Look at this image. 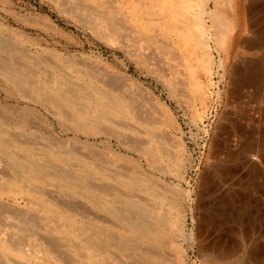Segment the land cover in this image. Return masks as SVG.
Masks as SVG:
<instances>
[{"label":"rangeland","instance_id":"obj_1","mask_svg":"<svg viewBox=\"0 0 264 264\" xmlns=\"http://www.w3.org/2000/svg\"><path fill=\"white\" fill-rule=\"evenodd\" d=\"M103 1L0 0V23L34 40H12L0 30V264H178L181 243L188 249L186 264H212L213 258L264 264V188L257 184L264 163L253 168L241 150L234 160L224 147L228 133L232 144L241 142L240 117L263 92L264 44L245 48L251 35L236 30L230 61L258 65V89L240 97L239 84L231 95L230 74L221 79L224 71L215 68L210 110L200 118L204 107L189 96L188 73L168 37L137 35L127 14L135 0ZM213 30V37L219 35L218 27ZM215 47L216 40L211 52L219 59ZM196 71L206 86V72ZM168 88L179 92L172 97ZM144 92L168 105L177 129L115 116L127 102L157 121ZM169 134L185 152L178 170L177 140ZM149 135L164 139L163 157L150 152ZM206 178L211 186L204 190ZM188 183L192 201L184 207L183 236L173 207L182 204ZM14 189L20 194L11 195ZM201 215L212 224L198 237ZM189 235L195 236L192 248Z\"/></svg>","mask_w":264,"mask_h":264},{"label":"bare ground","instance_id":"obj_2","mask_svg":"<svg viewBox=\"0 0 264 264\" xmlns=\"http://www.w3.org/2000/svg\"><path fill=\"white\" fill-rule=\"evenodd\" d=\"M134 3H135V5H133L132 8L130 9L131 12H129L130 10L127 11V14H129V16H130V17L129 16L128 17L131 19L130 21L132 22V25H133L132 27L135 28V32L137 33V35L140 34V35H144L145 37L147 36L148 39H150L152 36H154L155 32H158L160 35H164V36L168 37L169 43L171 44L170 46L172 47L174 52L177 51L176 53H174V52L173 53L176 54L175 55L176 58H177V54L180 56L181 61H182V65L186 69V70L185 69L184 70L187 71V73H188V77H189V80L191 82L190 83L191 89L190 90L188 89L190 91L189 92L190 93L189 96H191L192 98H195V97L198 98L201 101V103H202V105L204 107V110L202 111V113L199 114L200 118H202L205 115V112H206V114L209 113L208 111L210 110V108H209V99H210V96L212 94L211 89L213 88V83H211V75H212V71L215 68H217L218 70L222 69L224 71L223 72L224 74L222 75L221 79H224L226 77L225 74H228V73L230 74V76H231V79H230L231 80V87H229V88L231 90V95L235 94L238 91L239 84H240V91H239L240 92V97H243V95H245V94L247 95V93L252 92V91H254V93H256L255 91H257L256 89H258V87H256L255 84H254V83H256V80L254 79V76L255 77L258 76L257 78H259V75L262 72V71L259 70L258 65H252V66L248 65L247 66L246 64H241L240 63V65H234L233 66L232 65L233 63H231L230 59H231L232 48L235 45V37H236V32H237L236 30L237 29H240L241 32L244 33L245 35H251L249 39H245L242 42L243 44H245L244 45L245 48L246 47L249 48L250 46H254V45L261 46V45L264 44V0H225V6L222 4L223 3L222 0H135ZM141 3H143V7H141V9H140V7H138V6H141ZM107 4H109V3H107ZM123 4H125V3H123ZM212 4H214L213 9H212V6H211ZM122 8H123V5H122ZM106 13H107V11H106ZM25 16H23V17H25ZM20 19H21V17H20ZM141 19H145V21H141ZM209 22H211L213 24V26H208ZM6 24L0 23V30H1V32L5 33V35H9L12 40H13V38H15L14 40H18V41H22V42H28V43H33L34 40L32 41V38L28 39L27 38L28 36L21 35L22 33L21 34L16 33L15 30H14L15 28L12 29L11 27H9ZM215 27H218L219 35L213 37V31H214L213 29H215ZM99 29H100V27H99ZM24 34H26V33L24 32ZM104 34H105V32H104ZM142 40L144 41V39H142ZM214 40H216V47L217 48L216 47L215 48H216V50H217V52L219 54V59H215L212 56L211 43L214 42ZM166 47H167V45H166ZM164 48H162V50H164ZM48 51H50V50H48ZM168 51H170V50H168ZM57 55H59V53ZM175 56L173 55L171 57H175ZM59 58L61 59V57H59ZM60 59H57V60H60ZM74 60H76V58ZM242 61H240V62H242ZM247 61H248V59L246 60V62ZM254 63H256V62H254ZM250 64H251V62H250ZM256 64H258V63H256ZM231 65H232V67H231ZM172 66H173V64H172ZM102 67H103V65H102ZM197 68L201 69V71H204L207 74L208 84L206 86H204V87L201 86L202 81L198 80L199 79L198 78V74H196V72H197L196 69ZM217 69H216V71H217ZM129 81H131V85H133L136 88H138L137 90L143 88V86H141L138 81L135 82L134 79H131ZM85 83H87V82H85ZM176 83H177V81H176ZM176 88H178V87H176ZM168 90H169L170 95L172 97H174L175 94L177 92H179V91H176V93H175V91H173L175 89L172 90V88H168ZM139 91H141V90H139ZM261 91H262V89L259 90L260 93H261ZM99 93H100V95L102 94L101 92H99ZM144 93L145 94H149V96L151 97V102H148V104L151 103L152 107H154V109H155V114L157 112V114H159V116H160L159 119H157V121L155 119L154 120H152V119L148 120L149 119L148 117H147L148 119L143 118V116H142L143 114H139V113H137V111L135 112L132 109V107L127 102L121 103V105H123L122 107H124L123 108V112L122 111L121 112L118 111L117 113H115L116 110L114 111L115 116H117V117L123 116L126 119H128L130 121H135V123L137 122V123H139L140 125H143V126H153L155 128H158V129H162V128H174V129H177L178 125H177V123H176V121L174 119L175 116L173 117L174 114H172V111L169 109L168 105H166V103L162 102L160 100V98L158 96H155L153 93H150V92H144ZM260 93H258L259 95H257V101H258L257 103L258 104L255 103L257 106L256 107L253 106V110L250 109L251 112H248V113L244 112V116L241 115L242 118L240 117V119L243 120L242 123L240 124V126L238 127L240 129V132H241V135H239V140L241 139V142H238V144H236V145L232 144V142H233L232 139L231 140L229 139L231 137H228L229 133L227 135V138L224 140V144H225L224 147L228 146L231 149V150L229 149V151H230L231 155L233 156V158L235 157L234 160L236 158H238V157L240 159V154L242 153L243 157H246V158H248V160H250L249 161V165L251 167H253V168H255V167L259 168L262 165L261 163H264V87H263L262 94H260ZM100 95L98 96L99 98H101ZM102 96H103V94H102ZM247 98H248V96H247ZM104 99H105V96H104ZM61 100H63V99H61ZM120 100H122V99H120ZM252 100H254V98ZM107 105H108V103H107ZM207 109H208V111H207ZM241 111H243V110H241ZM155 118H158V115ZM228 118H230V116H228ZM235 119H236V122L234 121V119H232L231 123L229 125L227 124L229 126V128L232 127V124H233L232 122L233 121H234V124H237L236 126H238L239 122L237 121V118H235ZM234 124H233V126H234ZM217 129H219V128H217ZM219 131L221 132V130H219ZM231 133H230V135H231ZM217 135H219V133H217ZM169 136L172 137V138L174 137L173 139L177 140L176 141L177 143H175L176 144V151H175L176 158L174 159V163L176 165V170H178V169L183 168L182 163L185 162V158H184L185 157V155H184L185 152H184V149H183V147L181 145V142L179 141V138H177L173 134L172 135L169 134ZM240 136H241V138H240ZM148 138L150 139L149 141L152 143L151 144L152 146L149 148L150 152H152L156 156L160 155V157H161L163 155L162 151H164L165 149L161 151L162 148L160 149L159 146H160V144L164 143V142H162L164 139L161 141V140H159V139H161V137L158 138L155 135H149ZM224 138H225V136H224ZM158 140H159V142H158ZM219 141H221V140H219ZM216 143L218 145V142H216ZM146 145H145V147H146ZM219 145H221V144H219ZM173 148H174V146H173ZM221 148L222 147H220V149ZM214 150L217 151L215 148H214ZM240 150H241V153H240ZM165 152H167V150ZM212 156H214V153H213ZM230 158H232V157H230ZM230 162H232V161H230ZM36 164H38V163H36ZM32 165H33V163H32ZM251 167H249V168H251ZM37 169L40 170L39 168H37ZM259 169H261V168H259ZM261 173H262V171H261ZM39 175H41L39 178L42 181H45L46 183L48 181L50 182V178L47 181L46 176H44L45 174L43 175V174L40 173ZM184 175H185L184 171H180L179 170L178 173H177V176L180 177V178H183ZM207 178H209V177H207ZM207 178L205 180H203L202 183H201L203 185V188L205 187V185H210L211 184V181L207 180ZM261 178L262 179H261L260 183H257V181L255 182V184L256 183L259 184V186H258L259 190L264 188V174H263V176H261ZM258 181H259V179H258ZM133 185H134V183H133ZM187 187H188L187 188L188 190L186 189L187 192L184 191L185 192L184 193L185 194V198L183 199L182 204L180 203L176 207H173V209H174L173 212H174V214L176 216L175 218H176V220L178 222L179 229L181 231V234H183V236H184V233H186V232L183 233L185 222H186V212H185V208L184 207L187 204V202L190 203V201H192V196L190 195L191 184L188 183ZM136 188H139L142 191L145 190L143 185H138ZM206 188L207 187H205L204 190ZM201 191H202V189H201ZM148 192H150V191H148ZM236 193H239V192H236ZM10 194L13 195V196H17V195L20 194V191L14 189L13 192H11ZM233 197H235V196H233ZM237 198H239V196H237ZM171 208H172V206H171ZM196 210H198V209H196ZM258 212H259V210H258ZM201 213H203V212L201 211ZM257 214H260V212L257 213ZM260 216L257 215L258 219H260ZM211 220L212 219H207V217H204V215H201L198 218V224H200L198 237H201V233H202L201 227H203V226H204V228L206 226L211 227V224H212ZM262 222H264V221H262ZM213 223H214V221H213ZM186 240H188V241H186L188 248L189 247L192 248L194 246V244H195V236L194 237L190 236V238L186 239ZM225 240H228V237H226ZM228 242H226V244ZM179 244H180V242H179ZM187 250L182 245V243H181V245H179L180 260H179L178 264H186L187 263ZM227 255H228V253H227ZM235 255L236 254H234V256ZM225 260H222L221 258L220 259L213 258L212 264H235V262L234 263L233 262L229 263V262H227Z\"/></svg>","mask_w":264,"mask_h":264}]
</instances>
